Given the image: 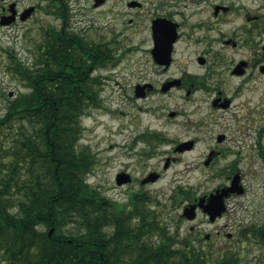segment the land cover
Here are the masks:
<instances>
[{
  "label": "trees",
  "instance_id": "trees-1",
  "mask_svg": "<svg viewBox=\"0 0 264 264\" xmlns=\"http://www.w3.org/2000/svg\"><path fill=\"white\" fill-rule=\"evenodd\" d=\"M30 40L32 60L8 52L7 72L23 89L0 115V262L244 264L250 242L259 249L252 260L264 264V218L240 224L233 245L205 248L166 231L155 196L119 203L90 186L95 155L80 144V120L100 105L95 71L116 59L73 28H45ZM175 192L194 198L182 186Z\"/></svg>",
  "mask_w": 264,
  "mask_h": 264
},
{
  "label": "flooded vegetation",
  "instance_id": "flooded-vegetation-1",
  "mask_svg": "<svg viewBox=\"0 0 264 264\" xmlns=\"http://www.w3.org/2000/svg\"><path fill=\"white\" fill-rule=\"evenodd\" d=\"M78 2L0 0V56L3 57L5 52L7 54V48L2 41L13 37L20 29L43 31L53 27L56 30L70 31L76 24L75 12L81 8L78 7ZM86 2L92 8L106 6L108 9L105 13H111L113 18L128 14L127 23L121 24L122 28H103L99 42L118 61L132 53L137 54L134 66L139 75L131 86L132 97L137 101L147 102L138 108L142 112L152 111L149 103L153 94L168 95L174 91H182L183 99L195 105L191 112L202 115L197 120V125L205 126L199 137H189L170 145L169 152L172 155H167L163 167L157 170L147 163L163 153L161 147H165L172 140L157 131L145 130L136 133L135 143L137 147L141 144V147L134 148L133 160L138 169L135 172L126 167L117 170L114 181L118 173L126 174L129 178L118 186L135 184L141 188L154 184L163 176V171L168 169L172 161L178 160L184 152L194 149L200 139H208L214 140V144L207 143L202 167L214 168L223 158L224 163L219 174L222 172L225 182L198 197L207 198L216 189L229 186L235 175L245 192L243 179L254 163L250 151L257 155L264 166V159L261 158L264 153V0ZM129 28H132L130 34L127 32ZM0 67L5 66L0 64ZM161 75L160 80L154 79V76ZM4 93V89L0 88L3 101ZM200 109L202 113L196 112ZM178 114L177 110L168 112V116L173 118ZM229 122L234 125L240 122L243 125L232 128ZM247 122L261 124L253 132L254 136L251 135L252 131ZM214 124H219V130L215 132V127L211 126ZM185 141H191V148L177 150L176 146ZM154 175L157 176L156 179L151 180L150 177ZM132 194H145V191L138 189ZM240 195L231 192L225 196V200L228 203L229 199ZM198 197L187 201L182 209L196 204ZM160 209L158 207L157 210ZM197 211L208 219L200 209L196 210V214ZM180 216L183 217V214ZM226 235L228 237L230 233Z\"/></svg>",
  "mask_w": 264,
  "mask_h": 264
},
{
  "label": "rangeland",
  "instance_id": "rangeland-1",
  "mask_svg": "<svg viewBox=\"0 0 264 264\" xmlns=\"http://www.w3.org/2000/svg\"><path fill=\"white\" fill-rule=\"evenodd\" d=\"M78 1V7L81 8L75 12L76 24L73 29L88 39L99 41L103 28L114 26L120 29L127 23L128 14L116 15L113 18L111 13H105L108 9L106 6L92 8L86 0ZM120 13L124 14V12ZM131 31L132 28H129L127 32L130 34ZM42 32L41 29H20L13 37L5 38L2 44L7 50L15 51L21 59L30 61L34 49L30 39L40 40ZM136 58L137 54L132 53L120 61L116 60L114 64L99 67L95 71L102 78V87L98 94L100 105L91 108L80 120L83 126L80 144L89 147L95 155V162L87 175V183L101 191L107 198L119 203H124L128 199L129 193L131 195L138 189L155 196L159 202L157 206L161 208L160 221L166 225L168 233H173L177 229L180 241L190 242L196 246L203 245L205 248L211 249L233 245L236 240L237 227L240 224L252 222L260 217L264 218V166L257 155L252 154V151L250 154L253 156L254 163L247 170L243 179L246 191L238 197L229 199L226 212L214 222L208 221L198 211L193 220L181 217L183 205L193 197L190 199L181 198L175 192L177 185H182L184 190H189L194 197H198L214 186L225 182V177L219 174V169L224 163L223 158L214 168L202 167L206 145L208 142L214 144V140L200 139L194 149L184 152L178 157V160L172 161L167 167L168 169L163 171V176L154 184L141 188L135 184L124 187L116 185L114 175L117 170L126 167L135 172L138 169L133 160L134 148L141 147V144H138L137 147L135 143L136 133L145 130L157 131L172 140L165 147H161L167 153L156 155L147 163L157 170L163 167L165 157L172 155L169 152L170 145H175L189 137H199L205 127L197 125V120L202 115L191 112L195 105L191 101L183 99L184 92L182 91H174L168 95L153 94L149 103L152 111L142 112L138 106L142 107L147 102L135 100L131 91V86L139 75L134 66ZM7 61L5 52L3 57L0 56V64L5 66L4 68L0 67V88H3L5 93L12 91L16 94L23 87L18 79L14 78L10 72H6ZM161 77L162 75L154 76V79L158 81ZM2 103L0 95V113L4 109ZM170 110H177L179 114L174 118L169 117ZM204 110L206 109L204 108ZM196 112L202 113V109ZM247 124L251 128L252 136L255 135L253 132L261 125L248 122ZM236 125L241 127L243 123L238 122ZM236 125L230 123L232 128ZM211 126L215 127L214 132L219 130V124ZM243 139L248 140L249 138ZM248 158H250L249 155ZM173 195L176 197L174 204H172ZM150 206L153 208L152 204ZM191 227L193 229H190ZM218 231L220 234H217ZM227 233H230V236L227 237ZM205 234H208L207 238ZM247 248L249 252L244 264H257L252 260V257L259 252V249L254 244L252 246L250 242ZM0 264L5 263L0 262Z\"/></svg>",
  "mask_w": 264,
  "mask_h": 264
},
{
  "label": "water",
  "instance_id": "water-1",
  "mask_svg": "<svg viewBox=\"0 0 264 264\" xmlns=\"http://www.w3.org/2000/svg\"><path fill=\"white\" fill-rule=\"evenodd\" d=\"M11 94V93H10ZM172 114V113H171ZM192 146L191 141L181 142L176 146L177 150H183L184 148L190 149ZM156 175L151 176L150 179H156ZM129 180L128 176L123 173H119L116 176V182L118 185L127 182ZM244 191L243 186L238 183L236 175L232 178L229 186L222 187L220 189H216L214 192L210 193L207 198L205 196L198 197L196 204H190L183 208V215L192 219L195 217V209L198 206L202 210L203 213L207 214L208 219L210 221H214L216 217L221 216V214L226 210V204L224 201L225 196H227L231 192H236L237 194H241ZM52 231V228L49 231Z\"/></svg>",
  "mask_w": 264,
  "mask_h": 264
}]
</instances>
